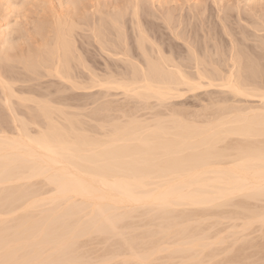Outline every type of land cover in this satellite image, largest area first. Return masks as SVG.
<instances>
[{"label": "bare ground", "instance_id": "1", "mask_svg": "<svg viewBox=\"0 0 264 264\" xmlns=\"http://www.w3.org/2000/svg\"><path fill=\"white\" fill-rule=\"evenodd\" d=\"M26 1L21 0L22 5ZM64 2L73 7V13L53 16L46 33L43 23L36 25L41 42L35 48L16 51L9 36L15 30L6 33L10 22L0 32L3 35L5 30L0 79L12 85L7 97L0 88V118L1 110H5L13 128L17 122L27 124L32 136L47 133L55 141L54 151H48L47 146L26 149L21 156L24 164L12 165L7 175L0 171V214L4 213L7 193L9 207L17 213L9 221L14 229L39 237L41 246L49 250L71 235L80 245L79 251L98 262L185 264L199 258L214 262L220 254L213 253L212 248L219 241L231 243L220 260L264 264L258 193H249L248 185H237L239 177L231 169L232 163L239 164L240 172H250L258 182L259 137L246 141L253 146L257 163H229L223 155L232 152L239 140L231 129L245 122L260 123L259 93L264 91V48L258 39L261 13L252 16L255 21L250 28L256 29L253 45L247 44L242 31L229 26L228 16L216 17L219 31L200 20L199 34L190 30V23L182 25L167 15L162 23L169 35L181 42L172 44L165 43L163 33L156 36L146 29L140 14L146 10L137 0L131 1L130 10L105 15L98 12L97 19L88 21L83 13H76L82 0ZM15 5L12 0H0L6 19L17 9ZM127 14L131 38L124 22ZM84 38L92 39L98 52L121 68L117 65L118 70L112 71L107 67L101 70L104 73H97L89 64ZM111 80L123 81L126 87L102 88L96 83ZM185 81L200 82L201 86L189 87ZM209 81L218 86L208 87ZM229 81L251 94H234L223 86ZM31 82L37 84L29 85ZM93 89L103 91L105 96L117 92L138 101L141 107L119 113L121 120L116 117L88 125L73 112L74 107L71 110L69 102L71 93L77 91L75 97L80 102L85 100V92ZM161 89L171 90L173 95L161 101L156 95ZM188 95L201 103L196 111L173 102ZM200 95H205V101ZM154 105L159 109L154 110ZM101 107L113 108L110 102ZM18 109L27 117L22 113L17 116ZM34 152L39 155L34 156ZM97 158L103 163L87 162ZM46 175L57 176L76 194L53 201L46 191L51 187L44 179ZM161 176L179 185V198L164 199ZM237 188L243 191L233 195ZM157 198L162 202L156 203ZM108 219L120 223L118 233L100 230ZM223 225L227 231L221 234L217 228ZM255 228L260 231L258 240L246 239ZM194 237L202 245L198 256L188 251V242ZM94 243L105 247L99 253L91 248Z\"/></svg>", "mask_w": 264, "mask_h": 264}, {"label": "snow or ice", "instance_id": "2", "mask_svg": "<svg viewBox=\"0 0 264 264\" xmlns=\"http://www.w3.org/2000/svg\"><path fill=\"white\" fill-rule=\"evenodd\" d=\"M16 7L23 10L29 7L28 5H17ZM39 7V6H38ZM46 7V6H45ZM129 8L132 6L129 5ZM233 10H239L241 13V24H243V17L245 10H247L250 16H254L253 5L233 4L227 6ZM261 14H260V26L258 37L259 42L264 48V0H261ZM252 22L249 21V27H251ZM255 28H252V32H255ZM244 38L248 39L252 37V32L246 31L243 28ZM235 47V45H234ZM99 87L102 88H123L126 87L123 81L111 80L101 83L96 81ZM189 87H200V82L192 83L191 81H185ZM218 85L213 84L211 81L208 82V87H217ZM231 90L236 95H246L251 94L243 87L236 83L235 81H229L223 85ZM0 88L3 89L4 97H7L10 93L12 85L4 79H0ZM264 88V85H262ZM156 95L161 101L166 100L173 92L171 90H157ZM259 98L261 100V116L259 125H255L249 122L241 124L239 127L231 129V134L239 137L236 142L237 146L232 152L223 153L226 161L231 163L232 161H240L242 163L255 164L256 159H253V146L246 141L259 137L260 147L258 155L259 164V180L255 181L254 177L250 172H240L239 164L232 163L231 169L234 171L238 179L235 180L237 185H248L247 191L252 194H257L261 202V212L259 216V223L264 226V91L259 93ZM3 99V97H0ZM9 111H11V105H8ZM55 143L47 133H41L37 136H32L29 131V126L27 124H21L17 122L16 127H11L7 120L0 121V165H2V173L7 175L9 168L12 165H22L24 160L21 158L22 153L27 150H32L35 148H41L47 146V150L54 151L52 145ZM31 146V148H29ZM215 151H219L216 149ZM39 155L34 152V156ZM90 164L103 163L102 158H97L96 160H88ZM44 179L47 180L51 187L47 188L46 191L51 193V199L53 201L59 198H69L74 195L73 191L69 190L63 182L54 175H46ZM231 180V178H229ZM162 185V191L166 193L164 197L165 200H174L178 197L180 187L177 184L171 182V178L168 176H161L159 178ZM81 191L86 193V189L81 187ZM243 191L241 188H237L233 191V195L240 194ZM156 203H161V198H157ZM3 209L4 213L0 214V264H111L110 261L98 262L86 258L83 252L79 251L80 245L76 242L75 238L71 235L60 240L55 246L48 248L42 247L39 237L37 236H27L21 233L19 230L14 229L9 223L11 215H16L17 213L9 207V201L7 199V193L3 198ZM100 230L116 234L119 232L121 225L118 221L114 219H108L105 223L99 226ZM196 241V242H193ZM193 241L188 242V251L193 256L199 255V249L202 246L197 238H193ZM230 247L222 242L217 241L215 246L212 248V252L216 254L227 255L226 249ZM149 264V262H145ZM185 264H212V262L204 259H192L186 261ZM214 264H232L230 260H216Z\"/></svg>", "mask_w": 264, "mask_h": 264}, {"label": "rangeland", "instance_id": "3", "mask_svg": "<svg viewBox=\"0 0 264 264\" xmlns=\"http://www.w3.org/2000/svg\"><path fill=\"white\" fill-rule=\"evenodd\" d=\"M39 1L27 0L25 3H23V5H28L29 7L24 8L23 10L17 7V9L13 10L12 14L8 17V19L5 18V7L0 6V32L4 28L3 26L5 25L6 22L11 23L9 30H7L6 33L7 34L10 33L11 29L15 30L9 36H10V39L15 43L16 51H23V50L26 51L28 49L35 48L36 46L39 45V43L41 42V38L39 35L36 34V31H35L36 25L43 23L44 24L43 27L45 28V33H46L50 30L52 19L54 18L53 16L65 15L67 13H71V12L73 13L74 11L73 7H71L72 8L71 9L64 2L65 0L63 1L62 0H44L47 2V4H44V5H41ZM131 1L133 0H82V4H81L82 9L80 5L76 13L79 12L81 16L84 14L88 21L89 19L91 20L92 18L97 19L100 15L99 13H102L101 15H105V14H113L114 12H117L118 10H123V11L125 9L130 10L128 6L131 5ZM137 1L140 4V6H142L146 10V12L143 11L140 13L141 17H143L144 21H146V23H144L146 29L148 30L150 29L153 33H155L156 36H159L161 33H163L164 34L163 39L165 40V43L171 42L172 44H174L177 41H175V39H173L169 35L168 30L165 28L164 24L162 23V18L167 15H170L173 21H181L182 25H187L190 23V26H188L190 27V30L196 31L199 34L201 33L200 32L201 30L200 20L205 21L207 26L214 27V29L219 31L221 29V26L217 22V19H216L217 16H221V17L228 16L229 18L227 20V23L236 32L241 31L242 28L246 31L252 32V29L248 26L249 25L248 22L249 21L254 22L255 19L248 14L247 10H245V13H244L243 24H241L242 17H241L240 11L230 9L227 6L243 3L245 5H253L254 8L252 10L254 13L256 12L257 14H259L262 11L261 0H254L252 2H248L246 0H137ZM12 2H15L16 5H22L21 0H12ZM201 12H203L204 14L197 15ZM15 21L17 22L16 23L17 25H14ZM79 22L81 21L79 20ZM124 22H125L126 30L128 31L127 32L128 36L130 37L132 35H131V26H130V16L128 14L125 15ZM79 33L82 34L81 32ZM83 34L89 35V33H83ZM78 40H80L79 37H77V41ZM131 40H133V38ZM84 41L86 44H84L83 47L87 49V53L89 56L88 58L91 60L89 64L91 66L93 64L92 68L94 67L93 69L98 70L96 71L97 73L102 72L101 70L106 71L107 67L112 69V71L118 70L117 69L118 66H119V69L121 68L119 64L113 63V61H111L110 59H107L103 54L99 53L92 39L84 38ZM4 42H5V30L3 32V35H1L0 33V48L4 47ZM253 42H255L254 37L248 38L247 44L253 45ZM79 43L81 42L79 41L78 45ZM177 43L181 44L180 41H178ZM180 46L181 48H184L182 45ZM102 73H104V71ZM44 81L45 79L38 81L37 83L44 82ZM34 83L36 82H33L32 84H29V85H33ZM75 92L71 93L74 99V100L71 99L69 102L71 104L70 106H72L71 110L74 107L73 112H76L78 114V118L81 119V121L83 120L88 125H92V126L96 125V123L99 124L102 121L107 122V121L113 120L116 117L117 119L119 118V120H121L119 113L121 112L128 113L130 111H133L136 108L141 107V103H139L138 101L125 98L122 95L114 91L109 92L105 96V93L103 91H99L97 89L89 90L85 92L86 94L84 93L85 100L84 99L80 100V102L82 101L81 103L79 102L78 98L75 97L76 95ZM66 94L67 92L65 93V95ZM68 94L67 96L71 95V94L69 95ZM184 98L177 100V101H173V102L180 103L177 106L183 105L181 107L189 109L188 111L190 112H193V111H196V109H199L200 102L197 99L192 98L189 95ZM200 98L204 100L205 95H200ZM77 101L81 105H84V103L85 105L81 106ZM105 102H110L113 108L110 110L101 109L102 108L101 106ZM250 103L256 104V101H251ZM79 105L80 107L78 108L77 106ZM75 106L78 109H75ZM114 107L116 108L118 107L120 109V112L119 111L117 112L116 108ZM153 109L158 110L159 107L154 105ZM17 112H18V114L16 113L17 116L24 115L25 117H27L26 114H24L25 112L22 111L21 109H18ZM1 113H2L1 114L2 116L0 120L1 119H2L1 121L7 120L10 126L13 127L11 124L10 116H8L9 114L5 113V110H1ZM143 113H145V111L141 112V114ZM87 124H85L86 127L88 126ZM217 230L222 231L221 234H223L224 232L227 231L226 225L219 226ZM259 235H260V231L257 228H255L253 232H251L246 237V239L255 238L254 240L256 239L258 240ZM239 244L240 243L238 242L235 246ZM226 245L231 246V243L229 242ZM104 247H105V244H97V243H94L91 246L93 250L98 249L99 251L98 250L96 251L99 253L103 250ZM250 251L251 250H247L246 253H249ZM222 257L223 255L221 253L218 257L214 259V262L216 260H220ZM174 261L176 262V260ZM160 262H165V261L161 260ZM211 262L212 264H214L213 261Z\"/></svg>", "mask_w": 264, "mask_h": 264}]
</instances>
